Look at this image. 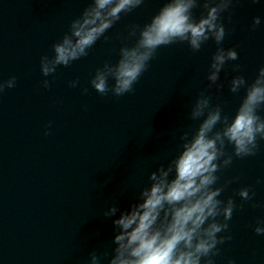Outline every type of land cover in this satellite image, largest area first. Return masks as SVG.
Here are the masks:
<instances>
[{
  "label": "water",
  "instance_id": "95a60500",
  "mask_svg": "<svg viewBox=\"0 0 264 264\" xmlns=\"http://www.w3.org/2000/svg\"><path fill=\"white\" fill-rule=\"evenodd\" d=\"M87 3L0 0V79L17 78L14 88L0 94V264H86L91 250L110 248L112 220L120 213L105 217L106 207L115 197L118 207L127 209L148 173L176 154L179 132L198 124L187 113L208 84L216 49L211 40L198 52L186 43L161 47L134 91L122 97L101 96L89 84L96 67L118 59L128 27L148 21L162 0H146L122 15L106 33L109 43L101 39L87 57L42 76L41 55L51 53V45ZM194 11L198 16L201 10ZM254 16L261 17V24L253 31ZM224 23L229 32L223 46L235 48L239 56L230 64H240L241 74L251 81L264 65V0H239L232 21L225 14ZM236 74L228 66L220 74L223 88L210 89L213 103L233 115L244 94L228 90ZM77 77L80 86L69 87ZM43 79L50 88L41 85ZM50 121L51 134L45 135ZM233 176L240 179L223 198L232 195L240 203L236 192L250 185L254 201L264 203V141L256 156L234 159L221 182ZM125 184L129 187L122 193ZM258 219H264V208L251 202L234 211L229 222L233 239L220 246L217 264H227L228 258L236 264H264V235L253 231Z\"/></svg>",
  "mask_w": 264,
  "mask_h": 264
},
{
  "label": "clouds",
  "instance_id": "9594fccd",
  "mask_svg": "<svg viewBox=\"0 0 264 264\" xmlns=\"http://www.w3.org/2000/svg\"><path fill=\"white\" fill-rule=\"evenodd\" d=\"M239 0H162L159 9L141 24L128 27L127 36L119 48L115 62L106 60L96 67L89 84L101 96L122 97L134 91V85L150 67L158 49L176 43H186L193 52H198L208 41L216 49L212 54L206 80L191 103L187 113L189 121L179 132L177 152L170 159L157 164L148 173L147 183L139 187L136 199L127 209L121 210L115 202L103 212L112 220L114 237L110 248L93 249L88 253L86 264H217L222 255L221 245L233 239L230 221L234 211L243 210L245 203L264 208V203L254 201L252 186L238 189L236 196L223 198L229 185L239 181V176L225 178L222 173L230 168L234 159L254 157L264 141V65L249 81L241 74L240 64H230L239 59L233 47H224L228 35L224 19L229 22ZM252 3L258 0H251ZM146 0H88L68 30L51 45V53L40 57V72L49 77L59 66L67 67L72 62L89 55V50L103 39L113 26L126 15L140 9ZM200 9V14H195ZM261 24V17L252 18L254 31ZM234 27L231 31H234ZM134 38L132 43L126 41ZM231 66L233 75L228 90L239 95L243 90L234 115L226 112L224 105L213 103L210 89L223 88L220 82L222 71ZM16 77L0 79V94L16 86ZM41 85L48 89L51 82L43 79ZM77 77L69 81V87L77 88ZM187 91V90H186ZM82 94L88 88H81ZM51 134V121L45 128ZM173 141L177 139L173 134ZM229 146H231L229 150ZM257 183H261L258 180ZM125 184L121 192L127 191ZM253 231L264 235V219H258ZM227 264H236L228 258Z\"/></svg>",
  "mask_w": 264,
  "mask_h": 264
}]
</instances>
